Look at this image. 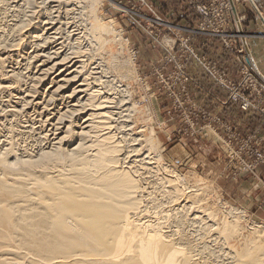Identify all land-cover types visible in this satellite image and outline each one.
<instances>
[{
    "label": "bare ground",
    "instance_id": "1",
    "mask_svg": "<svg viewBox=\"0 0 264 264\" xmlns=\"http://www.w3.org/2000/svg\"><path fill=\"white\" fill-rule=\"evenodd\" d=\"M98 2L23 0L22 18L0 33V94L16 93L3 101L8 107H0V116L40 109L38 122L45 126L52 121L41 137L47 147L36 154L24 152L19 158L15 151L22 148L13 151L7 137L0 143V264H223L225 258L230 264H264V227L248 222L241 209L201 208L197 212L208 222L189 229L184 211L198 210L209 188L194 181L192 190L184 192L189 180L161 162L147 133L141 135L147 155L128 158L139 150L130 148L133 140L126 133L116 136L120 127L112 124L110 111L116 100L93 90L92 84L119 90L112 81H100L109 68L101 56L107 55V65L122 79L133 73L132 57L122 62L112 54L126 40L112 22L97 17ZM85 12L91 17L85 19ZM18 57L25 69H34L25 95L16 83L21 73L3 70ZM57 102L66 106L55 111ZM73 140L78 142L69 148ZM196 216L194 224L202 220ZM143 218L153 220L144 223ZM212 244L223 254L212 250Z\"/></svg>",
    "mask_w": 264,
    "mask_h": 264
},
{
    "label": "rangeland",
    "instance_id": "2",
    "mask_svg": "<svg viewBox=\"0 0 264 264\" xmlns=\"http://www.w3.org/2000/svg\"><path fill=\"white\" fill-rule=\"evenodd\" d=\"M99 1L96 6L97 17L103 22H112L126 40L125 49L116 50L112 54L122 62L131 56L129 64L132 65L133 73L131 71V77L122 79L112 66L107 65L110 64L107 55L101 54L105 66L109 68L105 67L106 74L101 75L99 80L107 83L112 81L119 90L113 92L108 87L100 86L98 81L92 84V89L100 90L102 94L104 92L103 96L116 100L113 103L114 109H110L117 121L112 124L120 127L116 132L118 135H115L122 137L126 133L129 142L133 140L129 145H134L130 148L136 147L139 150L130 152L128 158L139 160L147 155L145 140L141 137L147 133L152 140V151L159 154L161 162L182 175L186 182L189 180L182 187L184 192L192 190L190 186L194 181L199 188H209V193H204V200L198 204V210L184 211V217L190 221V230L202 228L208 222L201 216L202 213L199 214L201 208L219 210L221 205L241 209L248 222L263 228L264 0H231L232 3L230 0ZM0 2L1 33L14 20L21 19L25 9L23 0ZM199 5L205 8V14L198 12ZM14 10L16 13L13 14ZM86 12L83 15L85 19L91 17ZM254 51L262 55L260 60ZM89 56L96 59L91 52ZM13 60L9 64L5 63L3 70L21 73L16 83H19L20 91L25 95L24 91L30 86L28 79L34 69H25L22 58ZM47 85L40 86V98L45 95ZM231 86L230 89L240 90L241 98H232L226 88ZM213 89L221 94L217 95ZM15 95V92L0 94V107L3 111L8 107L1 105L3 101L9 98L7 96ZM246 101L248 103L245 107ZM64 106L57 102L55 111ZM224 110L230 115H223ZM38 111L35 113L27 110L14 117L0 116V127L5 128L0 129V143L7 137L5 142H13L11 144L16 146L13 151L22 148L15 151L19 158L21 154V157L24 156V152L37 153L45 145L41 137L50 130L52 121L44 124L47 127L43 126L38 122L41 119ZM55 111L51 112L52 115ZM11 130L19 132L18 135ZM6 131L13 137L10 138ZM87 139L88 143L92 140ZM77 142L71 141L69 148ZM83 142L87 143L85 140ZM145 162L153 163L146 159ZM179 201L185 203L182 199ZM146 208L149 211L145 213L150 214L149 205ZM180 216L183 217L182 213ZM195 216H200L202 220L198 219L201 221L194 224L191 220ZM148 220L153 219L143 218L141 222L149 223ZM242 227L248 229L244 222ZM194 235L198 240L199 235ZM211 247L218 254H223L221 247L213 244ZM225 259L222 260L223 264L232 262Z\"/></svg>",
    "mask_w": 264,
    "mask_h": 264
},
{
    "label": "built area",
    "instance_id": "3",
    "mask_svg": "<svg viewBox=\"0 0 264 264\" xmlns=\"http://www.w3.org/2000/svg\"><path fill=\"white\" fill-rule=\"evenodd\" d=\"M197 10H198L199 13H203V14H205L204 12L206 11L205 8L203 6H200V5L197 6ZM226 88H228V90L231 92V95H232L233 99L241 98L239 89L238 90L237 89H230V88H232V86L231 87H226ZM247 103L248 102L246 101L245 107H246ZM243 104H244V101H243Z\"/></svg>",
    "mask_w": 264,
    "mask_h": 264
},
{
    "label": "crops",
    "instance_id": "4",
    "mask_svg": "<svg viewBox=\"0 0 264 264\" xmlns=\"http://www.w3.org/2000/svg\"><path fill=\"white\" fill-rule=\"evenodd\" d=\"M254 54H255V56L258 58V60L261 59L262 55L259 56V53H258L257 51H254ZM213 91H215L217 95H220V94H221L220 92H218V91L215 90V89H213ZM222 98H223V97H222ZM212 101H213V100H212ZM223 115H227V116H229L230 114L227 112V110H224ZM229 191H230V192H233V190H229ZM240 192H242V191H240ZM241 195H244V193L242 192ZM241 195H240V198H241Z\"/></svg>",
    "mask_w": 264,
    "mask_h": 264
},
{
    "label": "water",
    "instance_id": "5",
    "mask_svg": "<svg viewBox=\"0 0 264 264\" xmlns=\"http://www.w3.org/2000/svg\"><path fill=\"white\" fill-rule=\"evenodd\" d=\"M231 1V0H230ZM231 3H232V1H231ZM233 12L235 13V11L233 10Z\"/></svg>",
    "mask_w": 264,
    "mask_h": 264
}]
</instances>
